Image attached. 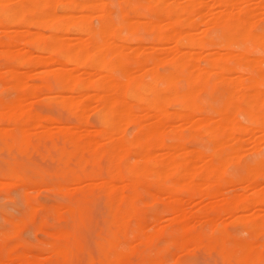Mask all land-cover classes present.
Wrapping results in <instances>:
<instances>
[{
  "label": "bare ground",
  "instance_id": "6f19581e",
  "mask_svg": "<svg viewBox=\"0 0 264 264\" xmlns=\"http://www.w3.org/2000/svg\"><path fill=\"white\" fill-rule=\"evenodd\" d=\"M9 1L11 0H0V3L5 4ZM94 1L97 2L98 0H25L21 3L15 1L17 5H25L23 8L18 6L21 12L18 10L17 5L15 6L17 9L12 10V8H15V3L12 4V8L9 6L7 11L2 7L0 11V83L3 87L9 89V95H0V118L3 119V122L8 121L9 125L12 124V128L15 126L16 129L21 130L22 133L20 134L17 131L20 138L16 141L24 146V144L29 143V139H32L33 136V139L39 140H37L39 136L37 137L33 134L30 138L27 134V132L31 134V132L37 130L29 132L28 129L31 125H28V129L26 128L30 120L36 122V118L39 121L44 116L46 121H52L48 115L46 116L49 118H46L45 115L32 111L28 107L30 106L28 102L31 103V100L34 101L37 98H41L53 101L56 105L59 103L62 109L65 108L68 113L75 117V122L70 123L69 121L70 124L66 123L65 126L62 123V126L59 125L60 128L57 130H51L47 124L41 123L42 132L39 133L37 131L41 135L40 138H46L47 140V138L57 137L61 140L62 146H58V142L52 141L51 145L53 147H68L67 149L69 150H65L66 153L61 151L62 153L60 152V154L57 151L60 157L64 155L63 158L61 157L62 160H60V157L58 158V155L57 159L59 160L54 158L56 155L52 156L58 163L59 161L62 162L60 163L62 167H65L63 165L67 160L65 157H68V160L74 158V160L82 162L81 165L77 163L78 166H83V163H87V158L90 156L94 164L91 170H87L86 168L88 167L85 168V165L81 169L79 168L82 171L81 174L73 176L74 179L72 178V181L75 180L80 183V186H76L77 183L74 184V181L75 188L83 187L81 185H84L83 182H85L87 187L92 186L96 188L100 195L103 194L105 203L102 201V205H106V207L104 205V212L108 215L106 217L104 214L108 218L106 219L108 223L106 224L107 221L104 223L108 227L105 225L104 228L106 227L108 232L100 244L98 242L100 258L97 257L99 258L97 263L93 262L92 254L87 253L88 250L86 252L83 249L78 251L89 254L85 255L88 259L91 258L90 264H120V260L126 254L139 255L138 249H132V245L128 246L132 250L127 248L125 245L127 242L123 246H126V249L119 247L117 235L120 234L118 231L121 226L123 227L125 223L129 222L131 217L137 216L139 209L135 204L137 198L135 191L142 187L146 191L155 187L153 189L161 194H165V192L168 194L166 196L169 200L166 199L165 195L162 196L161 194V198L158 197L156 199L160 198L166 201V210L171 215H168L169 217L166 216L168 221L161 223L166 219L164 217L162 219L160 216L165 215L166 212H163V214L158 212L160 218L156 217V214L155 216L152 215V213L149 217L153 216L154 218H149L150 220L153 219L152 222L149 220L152 223V225L151 223L148 225L152 226L150 228L140 219L137 220L136 226L139 228L138 241L137 238L132 236L136 232V230H132L134 228L131 229L133 234L128 230L132 236L130 238L128 236L129 241L136 239V244L140 245L143 243L144 245L152 239L151 236H168L170 242H178V249L176 250L181 252L182 250H187L188 244L196 243L198 247L194 245L199 248L202 245L200 242L207 240L205 243L202 242L203 245H208L210 249L217 248L224 262L225 260L227 262V260L234 259L237 262L236 264H264V57L262 55L249 56L251 45L264 54V31L261 34L259 33L260 31L256 33V31L251 30L252 24L256 23L255 20L257 21L256 17L259 19L264 15L258 14L255 9L257 6L256 0L255 2L252 0H237L238 2L236 0H193L194 2L190 0H175V2L172 0V5L171 0H154L155 2L149 0L151 2H149L151 4L150 7L147 0H137L145 2V7L148 8L146 10H150L151 13L156 11L154 9L155 6L156 8L158 6L161 8L160 10L158 9L159 7L157 8L160 11H158L159 14H151L148 11L151 14L150 17H143L146 18L144 21L140 18L142 20L140 25L146 27L144 34L148 32L150 35L151 41L149 39V42L151 43L149 45H141V42V44L136 43L137 45L131 44L132 39L136 40L138 34V26L136 24L139 19L134 18V15L127 16L128 12L126 13V11H131L128 8L133 9L134 7L132 6L133 3L129 5L130 0L128 3L126 2L127 4L124 2L128 0H123V3L120 2L121 0L116 1L119 5L124 4L116 8L120 12L123 10L122 15L115 10V12L119 13V17L121 16L120 21H117L118 23L113 22L111 15L107 13L108 11H101L98 7L100 4L97 3L98 5H96ZM163 1L164 5L162 4ZM258 2L259 6L264 4L263 1L259 0ZM154 3L159 4L154 5ZM160 4L163 6L161 7ZM0 6L2 5L0 4ZM26 6L27 9L32 10L33 15L36 13L33 16L35 20L33 18L29 19L32 15L28 18V15L24 16L22 14L24 10L28 14V10L24 9ZM125 6L127 10H124ZM259 6L258 8L261 9L262 6ZM101 7L104 9L105 5ZM121 7L123 8L121 9ZM215 8H219V10L215 11ZM10 9L15 14L20 13L19 16L23 15V21L26 17L28 22H26L27 20L24 22L27 24L31 23L33 27L35 26L34 24H37L38 27H42L47 33L37 30L38 33L34 28L36 34L31 36L35 33V31H31V28L30 32L29 30L21 31L19 29L21 17L18 15L17 17L11 16ZM136 9L133 10L136 11ZM234 9L236 12H233ZM263 10L258 9L261 13H263ZM132 11V14L136 15L138 13V11H136L137 13ZM253 11L254 15L257 13L259 16L253 17ZM179 14L182 16H179ZM201 17H205L204 19L206 20L202 22L197 20ZM93 19L97 20L96 24L93 23ZM196 20L200 22H197V25L199 24L200 26L202 23H206L207 28L202 26L206 31L198 26L199 29L205 31L204 33L203 30L201 32L196 27ZM23 21L21 22L22 24ZM163 21L168 22L163 23ZM144 28L141 29L140 26L141 31ZM214 28L217 29V32L212 34L210 31ZM195 29L199 31L197 32L199 34L193 32ZM31 32L34 33L31 34ZM123 32L128 35H124ZM28 45L35 47L36 54L29 50ZM160 66H164L167 69L160 72L158 70ZM32 77L39 78L41 85L35 82L32 84L30 82ZM49 80H53L56 83V92L40 93L38 88L46 86ZM181 81L185 85L181 89H177L175 85ZM204 90H209L211 101L214 103L205 104L199 101V91ZM172 102H175V106H172L173 108L170 106ZM88 109L89 112L92 110L96 113L93 115L97 116L98 128L86 123L85 119L87 117L85 118V116L88 114ZM237 113L244 116L245 123H240L236 119ZM72 119L74 118L72 117ZM34 121H32L34 124L32 126H38L37 122L35 124ZM53 125L52 127L55 128V125ZM128 126L132 127L130 136L126 133ZM4 129H6L5 132H3ZM4 129H1L3 131L0 130L2 132L0 136L3 133L5 135L8 130L7 128ZM184 131L189 133L187 138H206L204 141L207 140L208 147L204 143L205 149L202 146V141L199 148L204 150L198 148L193 150L191 147V149H188L185 146L186 133ZM171 132L174 133V138L171 141H167L166 134ZM6 136L8 137V135ZM1 143L0 145L3 146L0 149L3 147L7 148V142H5L6 146L5 143ZM11 144L13 145L12 142ZM247 146L255 153V157H251L249 161H243L241 154H243L242 152ZM8 147L11 149L14 145ZM15 147H18L20 151L22 149L27 151L28 149L27 147L24 148L25 146L21 148L20 145ZM6 148H3L5 149L4 152L9 151V148H7L8 150ZM18 148H12L11 152L13 150L17 151ZM32 148L31 146V151ZM20 151L19 153H21ZM13 153L16 154L15 151ZM19 153L16 154L17 157L24 154ZM46 157L49 158L47 154ZM102 160L106 163L103 166V173L106 172V174L101 172L102 169L100 170ZM231 164L236 166L235 170L229 173L227 170ZM29 166L39 169V166L35 165V167L31 163ZM62 167H59L60 170L58 171H61ZM67 168L69 169V167ZM74 169L76 170L77 168ZM6 170L4 169L5 172ZM13 176L10 180L12 182L15 179ZM16 176L19 177L17 174ZM3 180L6 182L5 179ZM21 180L20 182L16 180L15 183L21 184ZM68 180L69 182L66 180L68 184L71 183L70 178ZM26 181H30V179L28 180L27 178ZM4 182L0 181V186L3 184L6 186L10 185V182H6L7 184ZM236 182L242 184L241 186L238 185L242 190L241 193L236 191V193L238 192L237 194H232V192L228 194L227 192L230 189L227 191L228 188L226 189L225 187L229 184L231 186ZM33 183L36 184L35 182ZM224 184L226 185L224 187L225 193L221 190V186ZM42 185H45V183L43 182ZM21 186L23 187L24 185ZM47 187L49 186L45 188ZM51 187L49 188L51 189ZM207 187L211 191V195L205 194V189L208 192ZM32 188L30 187V189ZM59 188L67 189L68 186H59ZM71 188L73 189L74 186H71ZM234 188L235 190L238 189L236 186ZM58 189L56 188V190ZM65 189L63 191H71L70 189ZM126 189L130 191V195H127V193L125 195L124 190ZM33 190L34 192L38 191ZM177 190H192V192H199L198 195L202 192L204 196L213 197L216 195V198L219 195L220 198L218 197L216 200L210 198L213 201L208 198V202H210L207 203L200 199L203 196L201 194L202 196L195 200L198 204L202 200L204 204L201 201V205H196V207L194 205L197 203L190 199L192 202L187 204L189 208L195 207L197 209L193 210L194 208H191L192 212H190L189 208L188 210L186 209L188 206H184L183 202L186 201L181 198V195V197L179 196L180 198H178V195L174 197ZM156 191L148 192L151 194L155 192L157 195ZM153 196L148 197L150 199L148 200L149 202L147 201L148 198L146 202L141 203L143 201L141 199L139 201L141 204H148L153 199L155 200V198H152ZM185 197L188 198L189 196L187 197L186 195ZM69 204L71 205V203ZM58 205L55 206L56 209ZM70 205H66V208L64 207L65 212L67 211V214L74 215L75 206ZM61 206L65 205L61 204ZM40 207H43V205ZM62 207L61 209H63ZM52 209L50 211L55 210L54 206ZM31 210L30 212V209H27V213L29 211L30 214L35 209L32 208ZM58 210L60 212V209L54 212L59 214ZM55 213L53 214L55 215ZM225 216L231 219L230 224L239 223L241 227L243 226L245 230L252 233L250 240L236 241L240 244L238 252L233 251V247L238 245L234 241L236 239H231L225 234L226 225L229 224L225 220ZM27 218L32 222L31 214L30 217L27 215ZM16 219L12 218L10 220L11 223L17 221ZM38 221L39 224L40 222L43 223V219ZM13 225L17 226V228L13 226L15 227V232L14 230L10 231L16 233L19 227L16 223H13ZM145 227L146 230L144 229ZM206 227L211 231L209 234L204 230ZM104 228L102 227V229ZM11 229L13 228L11 227ZM150 229L152 230L149 231ZM173 229L176 230V233H172ZM244 229L242 228L243 232L245 231ZM57 230L61 235L59 228ZM85 231H88L86 235L91 232H89V229ZM153 233L155 234L152 235ZM83 235L85 236V234ZM17 240L19 241L18 237ZM71 240L73 241L72 238L69 239V241ZM4 241L2 239L3 243ZM197 242H199V245ZM8 243H12V240ZM13 243L16 244V241H13ZM13 243L12 245H7L8 248L4 251L0 248V264H32L31 262L33 261H31L29 253L24 250H14L15 248H12ZM192 244L190 246H193ZM71 245L53 244L49 252H46L47 249L45 250V254L63 262L67 261L68 263L69 261L72 264L74 262L72 261L73 258L75 259L76 257L77 260L79 253L77 254V251L74 252L73 250L75 249ZM83 245H85L84 241ZM2 246L4 247V245ZM195 246L193 248H196ZM208 246L206 247L208 248ZM182 247L186 248L182 249ZM92 250L88 252L93 253ZM123 250H127L126 252L130 253H126ZM39 252L42 253L41 250ZM41 253L39 256H41ZM75 253L77 254L76 256L74 255ZM45 254L43 251V256L41 257L46 256ZM79 256L81 257L82 255ZM219 256L218 260L221 258ZM172 257H175L173 253ZM155 259L160 260V258ZM169 260L168 258L167 264H170L171 261L173 262V260ZM148 262L152 263V261ZM220 262H222L221 259ZM154 263L158 264L160 262L154 261ZM73 264H77V261Z\"/></svg>",
  "mask_w": 264,
  "mask_h": 264
},
{
  "label": "rangeland",
  "instance_id": "374dc122",
  "mask_svg": "<svg viewBox=\"0 0 264 264\" xmlns=\"http://www.w3.org/2000/svg\"><path fill=\"white\" fill-rule=\"evenodd\" d=\"M15 1L17 2H22V1H25V0H11V1H9V2H7V3H5V4H2V3H0L2 6H0V11H1V9L2 8H4V6L5 5H7V6H10V8H12V4H14L15 3ZM61 1H67V0H61ZM116 1L117 0H104V1H102V0H98L97 2L96 1H94V3L96 4V5H98V4H100L101 6H103L104 7V5H105V7H104V9L100 6V5H98V7H99V9L101 10V11H103V12H105V11H108L107 13H109L110 15H111V20L113 21V22H117V21H120V17H119V13L122 15V12H123V10H122V12H120V11H118V9H116L117 7H120L121 5H124V4H121V5H119V3H116ZM120 1V0H119ZM125 1V0H124ZM123 0H121L120 2H124ZM132 1V2H131ZM150 1H152V0H150ZM149 0H147V2H148V6L150 7V2ZM158 1H160V0H158ZM173 1H175V0H173ZM172 0H171V5H172V2H173ZM190 1H193V0H190ZM195 1V0H194ZM193 1V2H194ZM235 1V0H234ZM237 1V0H236ZM239 1V0H238ZM237 1V2H238ZM252 1H254L255 2V0H252ZM259 0H256V4H257V6H256V10H257V12H258V14H264V10L262 11L263 13H261V11H258V9L259 10H262V9H264V4L263 5H260L259 6V2H258ZM260 1H263L264 2V0H260ZM104 2V3H103ZM129 2V0L128 1H125L124 3L125 4H127V3ZM150 2V3H149ZM152 2H155L154 0L152 1ZM157 2V1H156ZM162 2V1H161ZM176 2V1H175ZM174 2V3H175ZM180 2H183V1H180ZM188 2V1H187ZM253 2V3H254ZM262 2V3H263ZM98 3V4H97ZM133 3V4H132ZM19 4V3H18ZM104 4V5H103ZM118 4V5H117ZM130 4H132V6H134L133 7V9H136V11H138V13L135 11V10H133L132 8H128V9H131V11L133 10V11H135V13H137L136 15L135 14H132L131 13V11H128L127 9H126V6H125V8H124V10H127L126 11V13H127V16H132V15H134V18H136V19H139V22L136 24L138 27H137V30H138V34H137V37H136V40H134V39H132V41H131V44H133V45H137L136 43H138V44H141V45H149L151 42H149V39H150V41H151V38H149V34H148V32L146 33V34H144V32H146L145 30H146V27L144 28L143 27V25H140V21L142 22V20L144 21V20H146V18H143V17H145V16H148V17H150V15L153 13H156V14H159L158 13V11L161 9L159 6V10L156 8V6H155V10L156 11H152V13L150 12V10H146V9H148L147 7H145V5H146V3L145 2H139V1H135V0H130V3H129V5ZM156 3H154V5H155ZM157 4H159V3H157ZM156 4V5H157ZM163 5H164V1H163V3H162ZM169 4V3H168ZM180 4V3H179ZM185 4H187V3H185ZM255 4V3H254ZM255 4V5H256ZM4 5V6H3ZM17 4L15 3L14 4V7L16 6ZM163 5H161L160 4V6L162 7ZM166 6H167V4H165ZM175 5V4H174ZM238 5V4H237ZM18 6H20V7H22L23 8V6H25V5H17V7ZM131 6V7H132ZM153 6V5H152ZM169 6V5H168ZM258 6L259 7H261V9L260 8H258ZM2 7V8H1ZM127 7H128V5H127ZM130 7V6H129ZM165 7V6H164ZM9 8V7H8ZM27 9V6L26 7H24V9ZM103 10H102V9ZM106 8V9H105ZM123 7H121V9H122ZM14 9H17L16 7L15 8H12V10H14ZM113 11H112V10ZM11 9H10V13H11V16H13L14 15V17H17V15L19 16L20 15V13L19 14H15L13 11H12ZM18 10L20 11V8L18 7ZM23 10V9H22ZM28 11H27V13L28 14H26V11L24 10V12H22V14L24 15V16H26V15H28L27 17L29 18V16H31L32 15V17H30L29 19H34L35 17H33L34 15H33V13H32V10H30V9H27ZM29 10H30V12H29ZM115 10L116 11H118L119 13H117V12H115ZM120 10V9H119ZM143 10V11H142ZM219 10V8H215V11H218ZM254 10V9H253ZM256 10H255V12H256ZM132 11V12H133ZM151 13H149V12ZM235 11V9L233 10V12ZM15 12H16V10H15ZM21 12V11H20ZM160 12V11H159ZM183 12V11H182ZM236 12V11H235ZM16 13H18V12H16ZM126 13H125V15H126ZM184 13H186V12H184ZM183 13V14H184ZM130 14V15H129ZM139 14V15H138ZM257 16H259L257 13H255ZM23 15L22 16H19V17H21L20 19H21V22L23 21ZM123 15H124V13H123ZM186 15V14H185ZM184 15V16H185ZM256 15H254V11H253V17L255 16L256 17ZM175 16V15H174ZM176 16H177V14H176ZM179 16H182V15H180L179 14ZM178 16V18H180ZM183 16V17H184ZM0 17H1V15H0ZM182 17V18H183ZM253 17H251V18H253ZM140 18H142V20L140 19ZM203 18V19H202ZM205 17H201V18H198L197 20H200L201 22L204 20H206V19H204ZM206 18H208V17H206ZM257 18V21L255 20V22L256 23H253L252 24V27H251V30L252 31H256V33L257 32H259V33H263V31H264V15L263 16H261L259 19H258V17H256ZM20 19H19V22H20ZM25 20L24 21H26V22H28V19H26V17L24 18ZM35 20V19H34ZM179 20H181V19H179ZM196 20V25H197V21ZM23 21V24H24V26H23V24L20 22V27H19V29L22 31V30H29V32H30V30L31 31H41V32H43V33H47V31L46 30H44L42 27H38V25L37 24H34L35 26L33 27V26H31L32 24L30 23V24H27L26 22H24ZM33 21V20H32ZM97 20L96 19H93V23L94 24H96L97 22H96ZM137 21V20H136ZM166 23V22H168V21H163V23ZM118 23V22H117ZM198 23H200V22H198ZM21 24H22V26H21ZM115 24V23H114ZM203 24V23H202ZM201 24V26L198 24L196 27H198V26H200V28H207V26L205 25V24H203L202 25ZM26 25H28V26H26ZM141 26V29L142 28H144L142 31H141V29H140V26ZM263 25V26H262ZM203 26V27H202ZM206 26V27H205ZM259 26V27H258ZM25 29H24V28ZM260 27H262V28H260ZM27 28V29H26ZM31 28V29H30ZM34 28H35V30H34ZM203 28V29H204ZM198 29H199V27H198ZM203 29H199L200 31L201 30H203ZM263 29V30H262ZM205 30V29H204ZM203 30V33L206 31H204ZM36 31H35V33L33 34L32 32H31V34H33V35H31V36H34L35 34H36ZM37 31V32H38ZM39 31V32H40ZM38 32V33H39ZM125 32V31H124ZM123 32V34L124 35H128L127 33H124ZM142 32V33H141ZM194 33H197V32H199L197 29H195L194 31H193ZM202 32V31H201ZM212 34H213V32L214 33H216L217 32V29L216 28H214L213 30H211L210 31ZM253 33V32H252ZM255 33V34H256ZM197 34H199V33H197ZM255 34H251V35H255ZM260 34V35H261ZM201 36H202V34H201ZM141 42V43H140ZM28 48H29V50L30 51H32L34 54H36L35 52H37L36 50H35V47L34 46H32V45H28L27 46ZM258 48H253L252 47V45H251V47H250V52H249V56L251 57V55H252V57L254 56V55H262V57H264V54L263 53H261L260 52V50H258L259 51V54H258ZM254 53V54H253ZM0 62H1V60H0ZM165 68V69H164ZM167 68L166 67H164V66H160L159 68H158V70L160 71V72H163V71H165ZM30 82L33 84L34 82L35 83H39V82H41V80L39 79V78H37V77H32L31 78V80H30ZM36 85V84H35ZM39 85H41V83H39ZM38 85V86H39ZM185 84L183 83V81H181V82H178L176 85H175V87L177 88V89H181L183 86H184ZM2 87V88H1ZM1 89H2V91H1ZM56 83L53 81V80H49V82H47V84H46V86L44 85V86H41V87H39L38 88V90H39V92L40 93H54V92H56ZM3 90H4V92H3ZM52 91V92H51ZM0 92L1 93H3V94H1L0 93V95H2V96H4V95H9V89H7L6 87H3L2 85H1V83H0ZM216 97V96H215ZM42 100V101H41ZM58 101V100H57ZM199 101H201V102H203V103H205V104H207V103H210V102H213V101H211V97H210V93H209V90H204V91H199ZM29 104H30V106H28L29 108H31L32 109V111H34V112H36V113H38V114H40V115H45V117L47 118L48 116L52 119V121H50V122H48V121H46V119H44V116H42L40 119H39V121H38V118H36V122H37V125L38 126H32V125H34L33 124V122L32 121H34V120H30V122H29V124H27L26 125V128L28 127V125L30 126L31 125V127H29V132L30 131H33V130H35V129H37L36 131H33V132H31V134H29L28 132H27V134L30 136V138L32 137V135L33 134H35L37 137L39 136V138H37V140L38 141H36V139H33V137H32V139H29V143H26V144H24V146H23V144H20V142H19V144H18V142L16 141L18 138H20V135H18V134H20V133H22L21 132V130H19V129H16V127L14 126V128H12V124H8L9 122L8 121H6L5 119H4V121H6V122H3V119H1L0 118V130L1 129H4V128H7L8 130V132L6 131V133H5V135H4V133L0 136V142H2L1 144H4L5 142H7L8 143V145L5 143V146L7 145V148H9V151H5L4 152V150L5 149H3V148H6V147H3V148H1L0 149V181H2V183L4 182V180L3 179H5V181L6 182H10L9 184L10 185H2V186H0V248H1V250L3 249V251L5 250V249H7L8 248V246L7 245H12V243H13V241H16V244L15 243H13V247L12 246H9V247H12L14 250H24V251H26V252H28L29 254V256H31V261H33V262H31L32 264H68L69 263V261H68V263H67V261H60V260H57L56 258H54V257H49L48 255H46L45 253L46 252H49V250H50V248L53 246V244H62V245H64V244H72L73 245V249H75V250H73L74 252H76L77 251V254H78V256H77V260H76V257H75V259L73 258V260L72 261H74L73 263H75V261H77V264H86V262H89V263H87V264H90L91 263V258H92V260H93V262L94 263H97L98 262V260H99V258H100V251H98L99 250V244H100V242L103 240V238H105L106 236H107V232L108 231H106V227L104 228V226L108 223V221L106 220V219H108V218H106L108 215H107V213H105L104 211H105V208H104V205L105 204H103L102 205V201H103V203H105L104 201H105V198H104V196H103V194H101L100 195V193L96 190V188H93L92 186L90 187V186H86V184L87 183H85V182H83L84 183V185H81V186H83V187H79V188H75L76 186H80L79 184V182L77 183L75 180V183H74V181H72V178L74 179V177H75V175L76 174H81V167H83L84 165V167L86 168V167H88V168H86L87 170H91L92 169V167H94V164L92 163V161H91V159H90V156H88V161H87V163L85 162V163H83L84 165L83 166H78V164L79 165H81L82 164V162H80V161H78V160H74V158H71L70 160H68V157H65L66 159H64V160H66L65 161V163H63V165H65V167L63 166H61L60 165V163H62L61 161H59V163L57 162V160H59V159H57V155L61 152V151H63V152H65L66 153V151L65 150H69V149H67L66 147H53L52 145H51V143H52V141H55V142H58L57 144H58V146H60L61 145V140L59 139V138H57V137H53V138H47V140H46V138H40V136L41 135H39V133L40 132H42V127H41V123L42 124H47L48 125V127L51 129V130H57L58 128H60V126H62V123L64 124L63 126H65L66 125V123L67 124H70L71 122L73 123V122H75V117L72 115V114H70V113H68V111L65 109V108H61L60 106V104L58 103L57 105H56V103H54L53 101H47V100H43V99H41V98H37V99H35L34 101L33 100H31V103L30 102H28ZM54 103V104H53ZM214 103V102H213ZM216 103V102H215ZM217 104V103H216ZM171 108H173L174 106H175V102H172L171 103ZM173 106V107H172ZM61 110V111H60ZM87 112H88V114H86V116H85V121H86V123H88L90 126H92V127H94V128H98L99 127V123H98V119H97V116L95 117V115H93L95 112L94 111H90L89 112V109L87 110ZM86 112V113H87ZM96 114V113H95ZM46 115H48V116H46ZM62 116V117H61ZM70 116V117H69ZM243 115L242 114H239V113H237L236 114V119L240 122V123H245L246 121H245V118H244V116L242 117ZM48 117V118H49ZM72 117L74 118V119H72ZM69 119H71V120H69ZM62 120V121H61ZM69 121H70V123H69ZM35 122V121H34ZM36 122H35V124H36ZM45 122V123H44ZM48 122V123H47ZM53 122H56V123H53ZM55 125V128H53L52 127V125ZM6 127H5V126ZM50 125V126H49ZM53 125V126H54ZM58 125V126H57ZM60 125V126H59ZM10 126H11V128H10ZM132 126V125H131ZM3 127V128H2ZM124 127V126H123ZM25 128V129H26ZM132 128V127H130V126H128L127 128H126V133H127V135L128 136H130L131 135V132H132V129L130 130V129ZM133 128H134V126H133ZM11 129V130H10ZM5 130L6 129H4V131L3 130H1V131H3V132H5ZM27 130V131H28ZM0 131V134L2 133ZM17 131H19V133L17 132ZM39 133H38V132ZM185 132V131H184ZM183 132V133H184ZM186 132H188L187 130H186ZM185 132V133H186ZM18 133V134H17ZM42 134V133H41ZM130 134V135H129ZM6 135H8V137L6 136ZM22 135V134H21ZM185 135V134H184ZM186 135H188V136H186ZM186 135H185V146H187V148L188 149H191V148H193V150L195 149V150H197V148L198 149H202V148H199V146H201V144L202 143H200V142H202L203 141V145L202 146H204L205 147V149H206V146L208 147V142H207V140L206 141H204V139H206V138H187V137H189V133H186ZM6 136V138H4ZM3 137V138H2ZM12 137V138H11ZM13 139L12 141H10L11 139ZM173 138H174V133L173 132H171V133H167L166 134V140L167 141H171V140H173ZM3 139H5V140H7V141H5V140H3ZM8 139H9V142H8ZM52 139V140H51ZM2 140V141H1ZM40 140H41V142H40ZM60 140V141H59ZM3 141H5L4 143H3ZM19 141V140H18ZM35 141V142H34ZM192 141V142H191ZM11 142L13 143V145H14V147H12L13 145L11 144ZM17 142V143H16ZM59 142H60V144H59ZM10 143V144H9ZM194 143V144H193ZM200 143V144H199ZM206 144V146H205V144ZM29 144V145H28ZM199 144V145H198ZM11 145V147L13 148V149H17L18 147H15V146H18V145H20V147L21 148H28L27 149V151H24V150H26V149H22L21 151H20V149L18 148V152L16 151V150H13V152L15 151L16 152V154L17 153H19V151L21 152V153H19V154H22V153H26V155H29V156H26V158L24 159V160H22L25 156H24V154H22V155H18L19 157H17L16 156V154L15 153H13V152H11L12 150V148L10 149V147H8V146H10ZM22 145V146H21ZM26 145H28V146H26ZM3 145H0V147H2ZM31 146L33 147L32 148V151L30 150V148H31ZM40 146V147H39ZM62 146V145H61ZM197 146V147H196ZM51 147V148H50ZM191 147V148H190ZM6 148V150H8ZM66 148V149H65ZM186 148V149H187ZM35 149H37V150H35ZM54 149V150H53ZM247 149H249L248 148V146L246 147V149H244L243 150V154H241V157H242V160L244 161H249V159L252 157V158H254L255 157V153L254 152H252L250 149H249V151H247ZM30 152H29V151ZM202 150H204V149H202ZM38 153H37V152ZM43 151H45V152H43ZM57 151H59V153H57ZM210 151V150H209ZM208 151V152H209ZM57 153V154H55V153ZM207 152V151H206ZM6 155H5V154ZM8 153V154H7ZM11 153H13V154H11ZM29 153V154H28ZM40 153H42V154H40ZM62 153V152H61ZM60 153V154H61ZM253 153V154H252ZM46 154H47V156H49V158L48 157H46ZM64 154V153H63ZM40 155V156H39ZM56 155V156H55ZM254 155V156H253ZM6 156H7V158H6ZM12 156H14V157H12ZM42 156V157H41ZM44 156V157H43ZM52 156H55L54 158L55 159H57L56 161H55V159L52 157ZM63 156L64 155H62L61 157L63 158ZM12 157V158H11ZM28 157H29V159H28ZM50 157H51V160H50ZM60 156L58 155V158H59ZM60 157V160H62V158ZM9 158H10V162H9ZM32 158H34V159H32ZM2 160H3V162H2ZM7 160V161H6ZM30 160V161H29ZM64 160H63V162H64ZM251 160V159H250ZM27 161V162H26ZM31 164H33L34 166L36 165L39 169H37V168H34L33 166L31 167V166H29L30 165V163ZM68 161V162H67ZM72 161H74L73 163H71ZM76 161H78V162H76ZM104 160H102V162H103ZM101 162V163H102ZM3 163V164H2ZM24 163H26V164H24ZM29 163V164H28ZM56 163H58V164H56ZM69 163V164H68ZM78 163V164H77ZM100 163V170L102 169V173H103V166H104V163H105V161L101 164ZM7 164V165H6ZM74 164H75V167H74ZM106 164V163H105ZM58 165H60V166H58ZM35 166V167H36ZM69 167V169L67 168V167ZM235 166L236 165H233V164H231V165H229V167H228V172L229 173H231V172H233L234 170H235ZM7 167V168H6ZM44 167H46V168H44ZM59 167H62L63 169L61 170V171H58V170H60L59 169ZM72 167H74V168H77L76 170L74 169V168H72ZM44 168V169H43ZM80 168V169H79ZM4 169L6 170V172L4 171ZM40 170V171H39ZM57 170V171H56ZM68 170H72V171H68ZM106 171V170H105ZM68 172V173H67ZM80 172V173H79ZM14 175V176H16V174L19 176V177H14L13 176V178H15L14 180H13V182L12 181H10L11 179H12V176H9V175ZM64 174V175H63ZM68 174V175H67ZM103 174H106V172H104ZM2 175V176H1ZM5 175V176H4ZM47 176V178H46V176ZM58 176V177H57ZM65 176V177H64ZM67 176H68V178H70V181H71V183H69L68 184V182H69V180H68V178H67ZM74 176V177H73ZM28 178V180L30 179V181H26V179ZM59 177H61L60 178V180H58L59 179ZM23 178V179H22ZM37 178H38V180H37ZM49 178H50V180H49ZM22 179V180H21ZM45 179H46V181H45ZM8 180V181H7ZM16 180H18L19 182H20V180L22 181L21 182V184L20 183H18V184H16L15 182H16ZM32 180V181H31ZM54 180H56V181H54ZM68 182H67V181ZM26 181V182H25ZM45 183V185H42L43 184V182ZM55 182L56 184H59V185H56L55 183L52 185V183L53 182ZM66 181V182H65ZM6 182H4L5 184H7ZM29 182H32V183H30L29 184ZM33 182H35L36 184H34ZM39 182H42V183H39ZM49 182V183H48ZM58 182V183H57ZM65 182V183H64ZM1 183V184H2ZM50 183H51V186L53 187H51L50 186ZM76 184V186L74 185V184ZM83 183H81V184H83ZM20 184V185H19ZM38 184V185H37ZM49 184V185H48ZM64 184V185H63ZM226 184H228V183H226ZM12 185V186H11ZM21 185H24L23 187L21 186ZM33 185H35V186H33ZM56 185V187H54ZM66 185V186H65ZM236 186V188H238L237 190H235V186ZM238 185H242L241 183H234L233 185H231L230 186V184L229 185H223V186H221V190H223V192L225 191L224 189L226 188H228L227 189V191L230 189V191L229 192H227L228 194H230V192H232V194L233 193H235V194H237L238 192H240L241 193V189H240V186H238ZM26 186V187H25ZM40 186V187H39ZM42 186H43V188H42ZM46 186H49V187H51V189L49 188V187H47V188H45ZM59 186H64V187H67L68 186V188L67 189H70L71 191H63L65 188H59L58 189V187ZM71 186H74V190L71 188ZM86 186V187H85ZM226 186V187H225ZM231 187V188H229V187ZM238 186V187H237ZM30 187L32 188V189H30ZM36 187V188H35ZM70 187V188H69ZM225 187V188H224ZM22 190H21V189ZM38 188V189H37ZM42 190H41V189ZM56 188L58 189V190H56ZM143 188V187H142ZM142 188H138L137 189V191H135L136 192V205H137V207H138V209H139V211H138V213H137V216L135 215V217H136V219H135V217L133 216V217H131V219L129 220V222H127V223H125L124 224V226L122 227L121 226V229H119V231H118V233H120V234H118L117 235V239H118V242H119V247H122V248H125L126 249V246H127V248H129L130 246L129 245H132L133 247H132V249H134V248H137L138 249V251L140 252L139 253V255H137V254H131L130 252H126L125 250H123V251H125L126 253H130V255H128V254H126V256L124 255L123 257H122V259L120 260V264H149L150 262H148V261H152V263L153 264H155L154 263V261L155 262H160V263H158V264H167L168 263V258L170 259L169 261H171V260H173V262L171 261L170 262V264L171 263H173V264H227L228 262H230V263H228V264H233V263H237L234 259H231V260H227V262H226V260H225V262H224V260H223V258L221 257V255H220V252H218L219 250L216 248V249H210V247L208 246V245H205V247H204V245H203V243L202 242H204L205 243V241H207V240H204V241H202V242H200V244H202L201 245V247H202V249H201V247L199 246V248H197L198 246L196 245V243H194V244H192L193 246H195L196 248H193V246H190L191 244H188L187 245V250H182V249H185L186 247H182V251L180 252V250L178 251V250H176V249H178V242H170L169 240H168V236H158V235H154L155 233H153L152 235H154V236H151V240L149 241V242H146V244H144L143 245V243L142 244H140V245H138V244H136L135 243V240L136 239H132L131 241H129L130 239V236H131V234H130V232L129 231H131V233L133 234V232H132V230H136V232H135V234L134 235H132L133 236V238H137L138 237V235H139V228L136 226V223H137V220H141V221H143V223L144 224H146L147 226L153 221V219L152 220H150L151 218H154L153 216L150 218L149 216H151V214L152 215H154L155 216V214H156V217H158V218H162V217H164L165 219H166V216H170L171 214H170V212L169 211H167L166 210V201L164 202L163 201V199H160L161 198V195L162 196H166V195H168V194H166V192H165V194L164 193H160V192H158V191H156L155 189H153V188H155V187H153L152 189H150V190H148V191H150V192H152V191H156V193H157V195L155 194V192H153L154 193V196H153V193L151 194L150 192H148V191H146V190H144V189H142ZM202 188H205V187H202ZM208 188V187H207ZM25 189H28V190H25ZM30 189V190H29ZM33 189H35V191L36 190H38V191H36V192H34V190ZM67 189H65V190H67ZM211 189V188H210ZM232 189V190H231ZM204 190V189H203ZM203 190H201V191H203ZM212 190V189H211ZM234 190V191H233ZM3 191V192H2ZM22 191H24V192H22ZM207 191V189H205V194L207 193V194H209V195H211V191L209 190V188H208V192H206ZM236 191H238L237 193H236ZM128 192H129V194H128ZM204 192V191H203ZM124 193H125V195H126V193H127V195H130L131 193H130V191L129 190H124ZM158 193H159V195H158ZM198 193L199 192H192V190H177L176 191V193L174 194V197L176 196L177 197V195H178V198H180L181 196V198H184V201H186V202H183L184 203V206H186L188 203H190V202H194V203H197V201L195 200V199H198V198H200V196H202L203 194H202V192H200L201 194L200 195H198ZM225 193V192H224ZM239 193V194H240ZM21 194H23L22 196H21ZM161 194V195H160ZM83 195V196H82ZM99 195V197L98 198H100V199H98L97 198V196ZM151 195L153 196L152 198H155V200L153 199L150 203H148V204H145V203H143V204H141L142 202H146V199L149 197H151ZM181 195V196H180ZM187 195V197L189 198H186L185 196ZM190 195H191V198H190ZM193 195V196H192ZM202 196L200 199H203L205 202H207V203H209L212 199L213 200H216L218 197L220 198V196L219 195H217V198H216V195L215 196H213V197H211V196ZM29 196V197H28ZM81 196V197H80ZM180 196V197H179ZM158 197H160L159 199H156V198H158ZM192 197H193V199H192ZM196 197V198H195ZM207 197V198H206ZM214 197H215V199H214ZM29 198V199H28ZM58 198V199H57ZM96 198V199H95ZM102 198V199H101ZM145 198V199H144ZM147 199V201L148 200H150V199ZM165 198V197H164ZM186 198V199H185ZM208 198H209V202H208ZM210 198H212V199H210ZM31 199V200H30ZM63 199V200H62ZM104 199V200H103ZM143 200V201H141V203H140V201L139 200ZM166 199H168L167 198V196H166ZM192 201H191V200ZM206 199V200H205ZM30 200V201H29ZM169 200V199H168ZM212 200V201H213ZM25 201H26V203H25ZM68 201V202H67ZM202 201V200H201ZM201 201L199 202V200H198V202H199V204L197 203V204H195L194 206L196 207V205H201L200 203H201ZM204 201H202L203 203L202 204H204ZM34 202H36V203H34ZM94 202V203H93ZM149 202V201H148ZM37 203H39V204H37ZM69 203H71V205L69 204ZM153 205H152V204ZM193 203V204H194ZM27 204H29V205H27ZM32 205V207H31V205ZM58 205V207H57V209H60V212H59V210H58V212H59V214H56L54 211H57V209H56V207L55 206H57ZM61 204H63V205H65V206H61ZM74 204V205H73ZM101 204V205H100ZM149 204H151V205H149ZM37 205V207H35ZM43 205V207H40V206H42ZM66 205L67 206H75V212H74V215L72 214H70L69 213V211H68V213L69 214H67L66 212H65V209H64V207L66 208ZM98 205V206H97ZM99 205H100V207H99ZM190 205V204H189ZM191 205H192V203H191ZM190 205V206H191ZM40 208H39V207ZM53 206H54V211H50L52 208H53ZM153 206V207H152ZM188 206V205H187ZM193 206V205H192ZM198 206V207H199ZM28 207H30V208H28ZM61 207L63 208V209H61ZM105 207H106V205H105ZM195 207H190L189 208V206L186 208L187 210H188V208H189V210H191L190 212H192V209L193 210H197ZM35 209V210H33V212L32 213H30L31 215H32V219H31V221L32 222H30L29 221V219L27 218V215H29V217H30V214H29V211H28V213H27V209H30V212L32 211L31 209ZM148 208V209H147ZM151 208V209H150ZM192 208V209H191ZM94 209V210H93ZM99 209V210H98ZM53 210V209H52ZM147 210V211H146ZM36 211V212H35ZM103 211V212H102ZM107 211V210H106ZM149 211H150V213H149ZM39 212V213H38ZM52 212V213H51ZM62 212V213H61ZM160 212H162V214H163V212L165 213V215H161L160 217H159V215L161 214H159ZM53 213H55V215L53 214ZM169 213V214H168ZM104 214H105V216H104ZM159 214V215H158ZM53 215V216H52ZM62 215V216H61ZM96 215V216H95ZM56 216H58V217H56ZM143 216V217H142ZM168 216V217H169ZM17 218L16 220L18 221V223H17V221H15V222H12L11 223V219L13 218V219H15V218ZM76 219H75V218ZM97 217V218H96ZM10 220H9V219ZM150 218V219H149ZM19 219V220H18ZM43 219V223H41L40 222V224H39V221L38 220H42ZM85 219V220H84ZM90 219V220H89ZM101 219V220H100ZM163 219V218H162ZM162 219H160V220H162ZM169 219V218H168ZM37 220V222H35ZM97 220V221H96ZM135 220V221H134ZM151 222H150V221ZM225 220L227 221V223H229L230 221H231V219L230 218H227L226 216H225ZM13 221V220H12ZM46 221V222H45ZM107 221V222H106ZM166 221H168L167 219L166 220H164V221H162L161 223H164V222H166ZM106 222V224H104ZM13 223H16L17 225H18V229L16 230V233H14L15 232V227L17 228V226H15V225H13ZM36 224H38V225H36ZM95 224V225H94ZM103 224V225H102ZM135 224V225H134ZM239 226H238V225ZM237 224H227L226 225V228H225V234L229 237V238H234V239H236V240H234L235 242L238 240V242H243L242 240H250L251 238H252V233L250 232V231H247V230H245L244 229V227L242 226L241 227V225L239 224V223H237ZM151 225H152V223H151ZM150 225V226H151ZM13 226H15V227H13ZM38 226V227H37ZM51 226H52V228H51ZM88 226H90L89 228H88ZM107 227H108V225H106ZM125 226H126V228H125ZM146 226V227H147ZM150 226H148L149 228H150ZM11 227L13 228V229H11ZM93 227H94V229H93ZM102 227L104 228V229H102ZM146 227L144 228L145 230H146ZM148 227H147V230H148ZM152 227V226H151ZM59 228V230L61 231V235H60V232L58 233V229ZM124 228V229H123ZM132 228H134V229H132ZM154 228V227H153ZM242 228L245 230L244 232H243V230H242ZM87 229H89V232H90V234L88 233L87 235H88V237H87V235H86V232H88V231H85V230H87ZM91 229V230H90ZM92 229H93V232H92ZM132 229V230H131ZM3 232H2V231ZM10 230H14V232L13 231H10ZM57 230V232H56V234H55V231ZM82 230V231H81ZM121 230V231H120ZM129 230V231H128ZM152 229H150L149 231H151ZM204 230H205V232L207 233V234H209L211 231H210V229L209 228H204ZM65 231H67V232H65ZM77 231V232H76ZM122 231H124L123 233H122ZM11 232H13L12 233V235H10L9 236V234H11ZM62 232H64L63 234H62ZM76 232V233H75ZM84 232V233H83ZM66 233V234H65ZM91 233H92V235H91ZM151 233V232H150ZM172 233H176V230L175 229H173L172 230ZM8 234V235H7ZM83 234H85V236H86V238H84L85 236L83 235ZM130 234V235H129ZM63 235V236H62ZM65 235H67V236H65ZM99 236H100V239H99ZM128 236H129V238H128ZM131 236V237H132ZM17 237H18V239H19V241L17 240ZM101 237H102V239H101ZM73 239V241L71 240V241H69V239ZM153 238H154V240H153ZM2 239H3V241H4V243L2 242ZM21 239V240H20ZM86 239V240H85ZM128 239V240H127ZM10 240H12V243H8V242H10ZM24 240V241H23ZM100 240V241H99ZM127 240V241H126ZM53 242V243H51V242ZM83 241H84V244L85 245H83ZM86 241V242H85ZM134 241V242H133ZM137 241H138V238H137ZM19 242V243H18ZM46 242H48V243H46ZM70 242V243H69ZM98 242H99V244H98ZM121 242V243H120ZM122 242H124V243H122ZM127 242V243H126ZM131 242V243H130ZM238 242H236V243H238ZM126 243V244H125ZM138 243V242H137ZM198 243V245H199V242H197ZM27 244V245H26ZM31 244V245H30ZM33 244V245H32ZM124 244L126 245L125 247H123L124 246ZM128 244V245H127ZM136 244V245H135ZM2 245H4V247H6V248H4ZM16 245V246H15ZM24 245H26V246H24ZM37 245V246H36ZM71 245V246H72ZM120 245H122V246H120ZM143 245V246H142ZM15 246V247H14ZM23 246V247H22ZM129 246V247H128ZM206 246H208V248L206 247ZM34 247V248H33ZM39 247V248H38ZM86 249H85V248ZM97 247H98V249H97ZM189 247V248H188ZM42 248V249H41ZM44 248V249H43ZM89 248H91V249H89ZM208 250H207V249ZM11 249V248H10ZM33 249V250H32ZM47 249V251L45 252V250ZM81 249H83V250H85L84 252H86L87 250L88 251H90L91 252V250H92V252L93 253H90V252H88L87 251V253H89V254H92L90 257L91 258H87L86 257V255H89V254H84V252L83 251H81V252H79L78 250H81ZM129 249H131V248H129ZM131 249V250H132ZM240 249V244L238 243V245H235L234 247H233V251H237L238 252V250ZM34 250H41L42 251V253L41 252H39V251H34ZM162 250V251H161ZM206 250V251H205ZM217 250V251H216ZM43 251H44V254L46 255V256H44V257H41V256H43ZM129 251V250H128ZM215 251V252H214ZM32 252V253H31ZM34 252V253H33ZM83 252V253H82ZM97 252H99V253H97ZM151 252H152V254H151ZM158 252V253H157ZM219 253V254H217V253ZM39 253V254H38ZM40 253H41V256H39L40 255ZM150 253V254H149ZM171 253V254H170ZM172 253H173V256H175V257H172ZM177 253V254H176ZM38 254V255H37ZM48 254V253H47ZM76 253L74 254L75 256L77 255ZM98 254V255H97ZM175 254V255H174ZM263 254H264V252H263ZM37 255V256H36ZM79 255H82L81 257L79 256ZM171 255V256H170ZM220 255V256H219ZM210 256V257H209ZM214 256H216V257H214ZM218 256L219 257H221V258H219V260H218ZM83 257V258H82ZM85 257H86V259H85ZM97 257H99V258H97ZM171 257H172V259H171ZM150 258H152V260H150ZM155 258H160V260H157V259H155ZM161 258H162V260H161ZM213 258V259H212ZM85 259V260H84ZM146 259V260H145ZM155 259V260H154ZM176 259H178L177 261H176ZM215 259V260H214ZM217 259V260H216ZM220 259H221V261L223 262H220ZM88 260V261H87ZM90 260V261H89ZM148 260V261H147ZM39 263H38V262ZM86 261V262H85ZM167 261V262H166ZM219 261V262H218ZM234 261V262H233ZM145 262H147V263H145ZM176 262V263H175ZM210 262V263H209ZM213 262V263H212ZM215 262H217V263H215ZM72 263V262H71ZM72 263V264H73ZM152 263H150V264H152ZM14 264H16V263H14ZM70 264V263H69ZM157 264V263H156Z\"/></svg>",
  "mask_w": 264,
  "mask_h": 264
},
{
  "label": "snow or ice",
  "instance_id": "6c2138e0",
  "mask_svg": "<svg viewBox=\"0 0 264 264\" xmlns=\"http://www.w3.org/2000/svg\"><path fill=\"white\" fill-rule=\"evenodd\" d=\"M8 7H9V6H7V5H5V6H4V8H5V11H7Z\"/></svg>",
  "mask_w": 264,
  "mask_h": 264
}]
</instances>
